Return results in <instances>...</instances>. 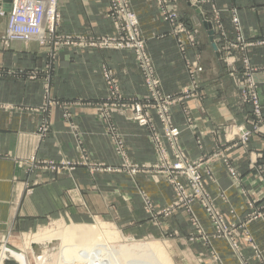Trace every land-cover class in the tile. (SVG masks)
I'll return each mask as SVG.
<instances>
[{
    "label": "rangeland",
    "instance_id": "obj_1",
    "mask_svg": "<svg viewBox=\"0 0 264 264\" xmlns=\"http://www.w3.org/2000/svg\"><path fill=\"white\" fill-rule=\"evenodd\" d=\"M144 1L150 2L152 13L142 17L133 0H106L104 16L112 30L86 34L60 31L59 0H55V15L42 35L17 41L6 36L12 0H0V11L6 13L0 15V51L11 52L15 50L13 45H18L41 55L44 61L36 68L6 69L0 65V80L8 79L10 89L22 83L40 85L35 105L0 102V112L14 118L38 114L35 133L41 142L58 137L56 152L30 157L27 164L31 169L58 180L72 178L77 186L82 173L88 180L84 186L87 189L78 191V195L76 188L69 191V204L42 219L37 229L17 233L14 238L3 237L0 246L23 254L25 264H38L35 256H41L46 247L29 246L28 240L58 221L63 226L92 227L112 264H126L127 258L140 255L149 242L162 248L169 264H264V153H250L244 159L232 154L244 153L251 140L264 133L260 95L264 68L250 59L248 49L254 43L247 40L235 7L228 12L217 8L212 0ZM185 1L197 11V25L182 13ZM204 29L220 67L232 83L235 104L245 112L244 123L232 122L206 131L195 125L194 118L208 102V95L201 89L210 64L202 41ZM162 42L169 47L167 60L156 47ZM256 42L264 45V36ZM62 50L121 54L138 71L145 92L126 94L114 63L101 61L98 70L105 87L103 96L86 101L87 96H80V80L76 77V96L56 97L51 88ZM86 113L98 125L84 126L80 121ZM117 117L134 122L142 131L136 136L146 139L153 160L132 155L126 134L115 122ZM241 130L249 132L248 139L242 138ZM183 132L188 133L185 140ZM207 137L211 138L209 144L205 142ZM86 140L90 145L102 141L105 161L86 147ZM66 142L68 146H63ZM192 142L201 153L196 158ZM242 162L247 163L243 170L239 166ZM102 175L106 176L105 184L97 189L96 181ZM221 177H226L230 185L219 183ZM96 192L104 200L103 207L93 205L91 195ZM86 195H90L89 203ZM49 249L54 260L50 261L53 258L48 255L41 264L66 263L57 260L59 245ZM16 257L10 254L6 261L22 264Z\"/></svg>",
    "mask_w": 264,
    "mask_h": 264
},
{
    "label": "crops",
    "instance_id": "obj_2",
    "mask_svg": "<svg viewBox=\"0 0 264 264\" xmlns=\"http://www.w3.org/2000/svg\"><path fill=\"white\" fill-rule=\"evenodd\" d=\"M212 1L217 8L228 12L234 9L233 7L237 9L245 36L249 42L252 41L254 43L248 49L250 59L254 65L261 69L264 68V45H259L256 42L264 36V0ZM133 4L135 9L142 11L140 15L142 17L152 13L150 2L133 0ZM58 11L60 14L59 27L63 33L103 34L112 30L110 21L104 16L106 0H59ZM182 13L193 19L194 24H198L196 20L199 18L197 11L190 7L187 2ZM224 19L229 27L227 14L224 15ZM204 32L206 34L202 33V41L209 53L210 64L208 71H205L206 79L202 80L201 89L208 95V102L204 103V110L200 111L198 109L199 112L194 118L195 125L200 127L202 131H206L208 128L226 126L232 122L239 121V123H244L245 112L235 104L232 83L227 76L226 70L222 66L220 67L218 56L211 46L210 37L205 29ZM13 46L15 48L14 51H0V65L3 66L2 68L7 69L10 66L36 68L44 63L41 55L30 53L28 49L26 51L25 49H19L18 45ZM156 47L160 52H164L162 56H166L165 59L167 60L168 45L162 42L158 43ZM101 61L114 63L122 90L126 94L143 95L145 90L141 86L138 71L131 65V61H124L121 54L112 51L98 52L96 54L91 52L75 54L66 50H62L58 57L57 72L52 81V94L56 97L58 95L66 97V99L73 98L76 96L75 93H77L73 87L80 80L78 85L82 91L80 96L84 95V98L87 96L86 101L95 100L103 96L105 87L98 70ZM170 72H166V74ZM174 73L178 72L174 70ZM76 77H79V80ZM94 81H96L95 85ZM182 85H184V82ZM39 88V83L34 82L28 85L22 83L16 89H10L8 79H2L0 80V102H2L1 104L4 102L6 105H8V102H14L16 105H35L37 102L36 97H38L40 91ZM260 95L261 104L264 107V87ZM8 115V113L0 112V239L3 237L14 238L17 233L22 235L37 229L42 219L57 213L59 208L69 204V201H67L69 191L73 192L72 190L76 188V195H78V191L87 189L84 186L88 184V180L83 173V179L77 186L74 185L72 178L64 177L58 180L57 177L48 173H40L36 168L31 169L30 165L27 164L30 157L37 154V158H40L42 154L50 156V154L56 152L58 148L56 138L58 137H50L46 141L41 142L35 133L40 119L38 114H24L20 118L9 117L10 115ZM95 120V118L90 117L86 113L85 115L82 114L80 122L84 126H92L95 123L98 125L97 120ZM115 122L126 134L132 155H144V157L153 160L154 156L148 153L150 148L146 139L142 138L141 140L136 136L142 131L137 128L135 123L120 117H117ZM7 126L16 127L8 130L5 128ZM86 129L87 131L89 130V128ZM185 135L188 136V133L183 132L182 140H185ZM210 141L211 138L207 137L205 142L209 144ZM86 145L90 151L95 153L96 157L102 161L106 160L107 155L102 141H97L90 145L89 141L87 142L86 140ZM63 146H68V143L66 142ZM193 148L195 149L194 146ZM144 150L143 154L142 151ZM250 153L251 156L264 153V133L255 136L249 143L248 150L244 153L242 150L240 152H232L234 157H240V159H244L245 156L249 157ZM200 154V151L196 150L195 158ZM239 166L243 170L246 168L247 163L242 162ZM104 177L106 176L102 175L96 181L97 189H100L99 187L105 184ZM223 178L221 177L218 182H223L222 184L225 187L230 185L226 177ZM115 182L116 179H113V183ZM94 194V196L91 195L93 205L96 208L103 207L105 204L103 198L98 192ZM89 196H85L87 203H89Z\"/></svg>",
    "mask_w": 264,
    "mask_h": 264
},
{
    "label": "bare ground",
    "instance_id": "obj_3",
    "mask_svg": "<svg viewBox=\"0 0 264 264\" xmlns=\"http://www.w3.org/2000/svg\"><path fill=\"white\" fill-rule=\"evenodd\" d=\"M57 222L49 223V229L46 228L47 230L45 229L43 233H36L28 240L29 246L38 245L39 247H46L44 249L46 251H43L41 256H35V261L38 264H41V261L48 260L51 255V253L48 254L51 252L49 247L57 245L60 247L59 252H57L58 259L56 258L57 254L52 255L56 256L55 258L61 263L66 261L65 264H73V262L78 261L82 264H112L111 258L106 257L107 250L98 242L97 235L92 227L74 224L72 226H63ZM0 248H2L0 251V264H4L9 259L10 254L17 256L21 260V263L25 264L23 254L12 253L5 246H0ZM142 250L140 255L137 254L131 258H127L126 264H169L168 258L159 245L149 242L146 244L145 249L143 248ZM50 257L53 258L52 256ZM52 260L54 258L50 259V261Z\"/></svg>",
    "mask_w": 264,
    "mask_h": 264
},
{
    "label": "built area",
    "instance_id": "obj_4",
    "mask_svg": "<svg viewBox=\"0 0 264 264\" xmlns=\"http://www.w3.org/2000/svg\"><path fill=\"white\" fill-rule=\"evenodd\" d=\"M1 16L6 13L1 10ZM55 15V0H12L6 36L10 40L29 41L39 38L48 21ZM242 138L248 139L249 132L243 131Z\"/></svg>",
    "mask_w": 264,
    "mask_h": 264
},
{
    "label": "water",
    "instance_id": "obj_5",
    "mask_svg": "<svg viewBox=\"0 0 264 264\" xmlns=\"http://www.w3.org/2000/svg\"><path fill=\"white\" fill-rule=\"evenodd\" d=\"M5 2H8V1H5ZM205 27H206V28H209V25L205 24ZM209 34L211 35L212 32H209ZM5 264H16V263H14L13 261H6Z\"/></svg>",
    "mask_w": 264,
    "mask_h": 264
}]
</instances>
